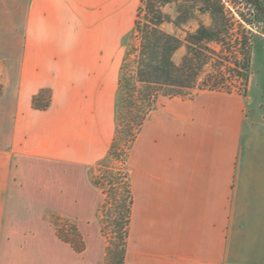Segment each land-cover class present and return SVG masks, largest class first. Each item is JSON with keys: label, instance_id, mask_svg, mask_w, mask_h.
<instances>
[{"label": "crops", "instance_id": "crops-1", "mask_svg": "<svg viewBox=\"0 0 264 264\" xmlns=\"http://www.w3.org/2000/svg\"><path fill=\"white\" fill-rule=\"evenodd\" d=\"M141 1L0 0V264H61L49 213L80 201L107 155L114 43ZM246 121L237 93L159 99L127 156L124 264H264V163L239 161Z\"/></svg>", "mask_w": 264, "mask_h": 264}, {"label": "trees", "instance_id": "trees-1", "mask_svg": "<svg viewBox=\"0 0 264 264\" xmlns=\"http://www.w3.org/2000/svg\"><path fill=\"white\" fill-rule=\"evenodd\" d=\"M171 1H141L132 27L138 45L136 49L125 53L119 69L115 134L107 155L98 163L101 170L91 178V184L105 197L98 210L100 234L106 239L107 231L112 229L103 264H124L133 204L128 172L124 168L130 148L159 99L181 97V91L184 89L220 91L216 89V82L222 80L226 72L228 76L247 81L249 54L243 52V58L235 62L233 68L218 69L219 71L212 75L214 77L206 80L209 81L207 84L197 87V78L207 63L206 54H214L209 45L221 42V29L226 27L225 13L219 5V0H203L204 5L195 9H184L185 12L193 10L192 12L208 14L215 23L212 27L199 24L192 33H187L184 39L186 53L180 64L173 62L172 56L183 42L162 28L168 23L175 27L180 26L178 18L172 20L163 12V8ZM244 1L256 8L264 21V5L261 0ZM245 46L246 42L241 41L240 47L244 50ZM50 94L49 90H42L34 96L33 108L46 109L49 106ZM109 162L113 164L106 166ZM56 234L61 239L58 229ZM77 236L80 240L78 246L68 243L75 252H81L84 244L82 238L78 234Z\"/></svg>", "mask_w": 264, "mask_h": 264}, {"label": "rangeland", "instance_id": "rangeland-1", "mask_svg": "<svg viewBox=\"0 0 264 264\" xmlns=\"http://www.w3.org/2000/svg\"><path fill=\"white\" fill-rule=\"evenodd\" d=\"M199 5H204L203 0H172L163 8V12L172 20L178 18L180 21L178 27L171 23L162 27L163 30L174 34L183 42V45L172 56L176 65L181 63L186 53L184 42L186 34L192 33L199 24L212 27L215 23L208 14L192 12L193 10L184 11L191 7L195 9ZM219 5L223 7L225 13L226 27L221 29V42L209 45L214 54H206L207 63L203 66L196 84L197 87L207 84L209 81L206 80L209 77H214L212 75H215L219 71L218 69L233 68L234 63L243 58V52L249 54L247 81L243 82L239 78L228 76L226 72V76L222 80H217L216 89H219L220 92L237 93L243 97L246 104L247 124L239 161L246 166L252 163L262 164L264 163V21L256 8L244 0H219ZM138 6L131 5L130 7L129 34L122 41L114 43L115 56H119V62L127 51L131 52L138 45L137 38L132 33ZM241 41L246 42L244 50L240 47ZM2 82L3 73L0 71V92ZM198 92L200 91L197 88L184 89L180 96L189 98ZM117 103L116 91L115 105ZM101 160L95 165L93 164L91 170L88 171L89 184L80 185V201L61 202V216L49 213L51 222L61 234V264H103L106 247L111 241L112 229L107 231V240L100 234L98 210L103 205L105 197L102 196L99 189L96 190L91 185V178L101 170L98 165ZM112 164L109 162L106 166ZM124 169L127 170V163ZM94 212L97 215L95 220L93 217L90 219V215ZM77 234L82 238L84 244L81 252H75L68 243L78 246L80 240Z\"/></svg>", "mask_w": 264, "mask_h": 264}, {"label": "water", "instance_id": "water-1", "mask_svg": "<svg viewBox=\"0 0 264 264\" xmlns=\"http://www.w3.org/2000/svg\"><path fill=\"white\" fill-rule=\"evenodd\" d=\"M261 2L263 3V5H264V0H261Z\"/></svg>", "mask_w": 264, "mask_h": 264}]
</instances>
